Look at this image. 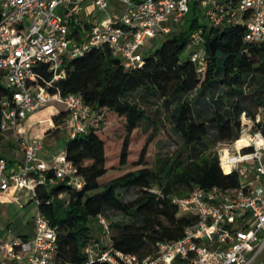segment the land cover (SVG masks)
Instances as JSON below:
<instances>
[{
	"label": "trees",
	"instance_id": "trees-1",
	"mask_svg": "<svg viewBox=\"0 0 264 264\" xmlns=\"http://www.w3.org/2000/svg\"><path fill=\"white\" fill-rule=\"evenodd\" d=\"M192 10L193 4L180 28L151 54L142 55L141 65L125 67L106 47L63 65L65 76L54 87L61 95L80 93L90 107L92 121L85 131L67 136L64 144L65 158L83 178L81 187L56 180L51 168L44 171L45 182L36 187L38 209L56 226V262L109 264L90 260L83 250L88 241L98 240L90 225L98 214L111 230L112 248L146 255L159 240L181 237L191 222L189 216L177 214L173 196L188 194L196 185H238L237 171L221 166L210 147L233 140L239 147L246 145L248 135H240L241 116L264 131V40H243L244 27L239 23L210 28L204 38V66L197 70L184 53L189 34L198 25ZM43 73L50 76L45 67ZM10 92L0 70V100ZM154 105L157 108L150 113L148 108ZM259 111L262 115L255 121ZM65 115L62 109L53 123ZM114 119L121 120L124 131L119 145L105 132ZM156 124L167 125L169 135L177 137L179 147L171 160L156 154L152 162L148 159ZM150 128L136 156L131 157L136 132ZM121 188H135L136 194L122 199ZM110 209L133 220H109Z\"/></svg>",
	"mask_w": 264,
	"mask_h": 264
},
{
	"label": "built area",
	"instance_id": "built-area-1",
	"mask_svg": "<svg viewBox=\"0 0 264 264\" xmlns=\"http://www.w3.org/2000/svg\"><path fill=\"white\" fill-rule=\"evenodd\" d=\"M0 1V70L11 91L0 100V129H11L23 151L22 160L14 162L0 151V201L26 196L37 209L36 187L45 182V170L53 169L56 180L75 188L83 182L64 151L44 162L35 156L41 138L28 143L19 134L27 115L51 101L64 105L68 136L85 131L89 105L80 93L61 95L54 87L65 76L66 61L106 47L125 67L141 65L144 40L182 25L190 4L199 10L194 15L198 25L190 32L184 53L197 70L204 66V38L210 28L239 23L243 40H264V0H114L122 3L119 11L109 9L111 0ZM245 134L246 145L232 151L223 148L218 156L220 165L225 161L228 171H237V186L196 185L188 194L173 196L177 214L191 218L181 237L159 240L143 256L123 252L112 248L106 219L98 214L108 242L88 241L83 248L88 258L109 264H264V131ZM225 150L229 155L222 159ZM56 231L39 209L28 235L14 234L7 227L0 239V264H60L53 259Z\"/></svg>",
	"mask_w": 264,
	"mask_h": 264
},
{
	"label": "rangeland",
	"instance_id": "rangeland-1",
	"mask_svg": "<svg viewBox=\"0 0 264 264\" xmlns=\"http://www.w3.org/2000/svg\"><path fill=\"white\" fill-rule=\"evenodd\" d=\"M122 7V3L119 1L111 0L109 2V9L111 11H119V8ZM191 11V4L189 6ZM0 10H1V2H0ZM193 14L199 13V10H192ZM181 25L172 26L173 31L167 34L156 32L154 36L147 37L140 47V53L143 56L151 54L159 45L170 35L176 32ZM4 83V81H3ZM64 108V105L57 101H51L47 105H44L34 112L30 113L26 117V121L24 124V128H19L20 137L26 140L28 143H31L33 139H39L42 135L45 134V130L49 127L48 119H52L56 116L59 111ZM157 108L156 105L150 106L148 111L153 113ZM262 112L256 114L255 121L260 119ZM241 125H242V133H247L250 131H254L253 122L246 116H241ZM92 121V116L87 119V123ZM53 122V121H52ZM59 127L51 128L49 132V136H45L41 138V147L35 150V156L41 158L44 162H52L53 159L58 156L64 150L65 139L67 135L63 134L62 128H64L65 123L63 120H58ZM55 125V124H54ZM122 122L120 119H114L107 123L105 127V132L109 135V137L114 140L115 144L119 145L121 137L123 135V127L121 126ZM167 125H157V135L156 137L149 143L148 145V159L150 162L154 160V155L157 157L163 158L168 156L173 159L177 149L179 147V142L177 137L169 135L167 132ZM151 130L143 131V129H139L134 137L135 150L131 151V157H135L137 151L141 144L144 142L146 136L149 134L148 132ZM241 132V131H240ZM241 135V133H240ZM239 135V136H240ZM1 139V138H0ZM237 139V138H236ZM14 142V141H13ZM0 141V145L4 147V149L18 157V161H21L23 158V151L19 150L18 143ZM235 146L239 147V143L236 140L233 141H219L210 147V151H215L218 156L220 150L223 148H227L229 151L235 149ZM223 155H226V151L223 152ZM119 194L122 199H131L136 194L135 188H121L119 189ZM17 195V194H16ZM14 195V196H16ZM34 202V201H33ZM35 204V202H34ZM33 203H26V196H21L17 200H7L0 201V238L4 235L7 227L12 230V233L22 235L23 233H30L31 222L26 225L24 231H20L21 223L23 217L30 218L37 209V206H32ZM107 217L109 220H116L122 222L132 221L133 218L125 216L115 209H110L107 211ZM90 225L92 227V234L94 238H97L99 241H102V244L108 242V236L103 233V229L101 224L98 222L96 218H92L90 221ZM17 232V233H16ZM111 234V230H109V235Z\"/></svg>",
	"mask_w": 264,
	"mask_h": 264
},
{
	"label": "crops",
	"instance_id": "crops-1",
	"mask_svg": "<svg viewBox=\"0 0 264 264\" xmlns=\"http://www.w3.org/2000/svg\"><path fill=\"white\" fill-rule=\"evenodd\" d=\"M1 2V1H0ZM63 110H65V108H63ZM65 119V118H64ZM63 119V121H64V123H65V120ZM25 121L26 120H24V122L22 123V125L20 126V127H22V128H24V124H25ZM48 125H49V127L47 128V129H49V132H50V130H51V128H53V127H59V124H56V125H54V123L52 122V119H48ZM46 129V130H47ZM45 130V131H46ZM62 130V132H63V134H65V135H67L68 136V129H67V127L66 126H64V128H62L61 129ZM49 132H47V133H45L44 135H42V137H45V136H49ZM41 137V138H42ZM0 141H7V142H13V143H16V139H15V137L13 136V131L11 130V129H5V130H3V131H1V133H0ZM19 150L21 151V149L19 148ZM0 151L10 160V161H12V162H14V161H18V157L17 156H15V155H12V154H10V153H8L5 149H4V147H2L1 145H0ZM26 203H33V205L32 206H36V204H34V202L32 201V200H28V201H26ZM34 215V214H33ZM33 215L29 218H25V217H23V219H22V223H21V227L19 228L20 229V231H24V228L26 227V225L28 224V223H30L31 222V219H32V217H33ZM17 233V232H16ZM30 233H31V228H30ZM18 235V234H17ZM24 235H28L26 232L25 233H23L22 234V236H24ZM1 239V238H0ZM175 264H187V263H183V262H176Z\"/></svg>",
	"mask_w": 264,
	"mask_h": 264
},
{
	"label": "bare ground",
	"instance_id": "bare-ground-1",
	"mask_svg": "<svg viewBox=\"0 0 264 264\" xmlns=\"http://www.w3.org/2000/svg\"><path fill=\"white\" fill-rule=\"evenodd\" d=\"M225 151H226V155H223V153L221 154L222 159L226 158L229 155L228 154V151L227 150H225ZM221 165L226 166L227 169H229V165L225 161H222V164Z\"/></svg>",
	"mask_w": 264,
	"mask_h": 264
}]
</instances>
